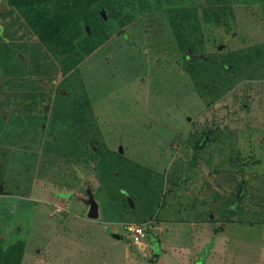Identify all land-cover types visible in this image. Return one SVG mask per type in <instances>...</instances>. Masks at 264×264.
I'll return each instance as SVG.
<instances>
[{"label": "rangeland", "instance_id": "1", "mask_svg": "<svg viewBox=\"0 0 264 264\" xmlns=\"http://www.w3.org/2000/svg\"><path fill=\"white\" fill-rule=\"evenodd\" d=\"M80 5L92 44L55 53L0 0L1 239L21 264H264V0Z\"/></svg>", "mask_w": 264, "mask_h": 264}, {"label": "trees", "instance_id": "2", "mask_svg": "<svg viewBox=\"0 0 264 264\" xmlns=\"http://www.w3.org/2000/svg\"><path fill=\"white\" fill-rule=\"evenodd\" d=\"M8 3L12 7L20 9L25 16L28 17V14L32 16L29 25L41 36L45 45L55 53L61 52L62 47H72L70 46L71 43L64 38V31L68 32L74 40L81 38L77 28V17L81 11H84V5H80V0H8ZM35 14L43 15L41 19L35 22L32 21ZM52 14L56 17L54 20L56 27L52 31H46L43 28L47 22L46 15L52 18ZM92 42V36L86 31L79 45L81 48L86 47L87 49ZM76 64V62L71 61L66 68L71 69ZM24 251L25 245L23 242L17 241L10 246H6L5 240L0 237V264H21ZM154 255L158 256V254Z\"/></svg>", "mask_w": 264, "mask_h": 264}, {"label": "built area", "instance_id": "3", "mask_svg": "<svg viewBox=\"0 0 264 264\" xmlns=\"http://www.w3.org/2000/svg\"><path fill=\"white\" fill-rule=\"evenodd\" d=\"M128 239L132 241L133 244L141 247L145 246V240L147 237L148 227L139 224H127L125 227Z\"/></svg>", "mask_w": 264, "mask_h": 264}, {"label": "water", "instance_id": "4", "mask_svg": "<svg viewBox=\"0 0 264 264\" xmlns=\"http://www.w3.org/2000/svg\"><path fill=\"white\" fill-rule=\"evenodd\" d=\"M94 8L97 9V12H99V14L102 15V17L106 20L107 16H108V11L103 7L102 4L100 3H96L94 4ZM87 31L89 32V28L87 27ZM121 152L123 151L122 149L120 150ZM83 176V175H82ZM84 177V176H83ZM0 193L3 194L4 191H3V188L1 187L0 188ZM91 218H97V206L96 204H92V207H91V212H90V215H89ZM201 261H203V258H201ZM199 264H202L199 263Z\"/></svg>", "mask_w": 264, "mask_h": 264}, {"label": "crops", "instance_id": "5", "mask_svg": "<svg viewBox=\"0 0 264 264\" xmlns=\"http://www.w3.org/2000/svg\"><path fill=\"white\" fill-rule=\"evenodd\" d=\"M134 224V223H133ZM148 238V232H147V237H146V239ZM131 241V240H130ZM145 242H146V240H145ZM131 243H132V241H131ZM133 244V243H132ZM133 245H135V244H133ZM137 246V245H136ZM139 247V246H138ZM140 248V250H142L143 249V251L146 249V243H145V246H141V247H139ZM204 259V258H203ZM203 262L204 261H202V264H203Z\"/></svg>", "mask_w": 264, "mask_h": 264}]
</instances>
